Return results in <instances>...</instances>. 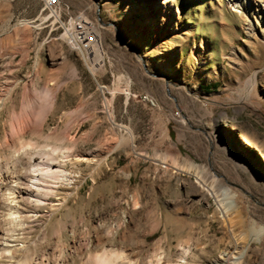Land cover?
Listing matches in <instances>:
<instances>
[{"label":"rangeland","instance_id":"374dc122","mask_svg":"<svg viewBox=\"0 0 264 264\" xmlns=\"http://www.w3.org/2000/svg\"><path fill=\"white\" fill-rule=\"evenodd\" d=\"M160 1L154 15V0H0V142L24 83L38 93L45 73L60 90L42 138L23 140L54 153L67 147L45 137L67 117L88 116L70 128L76 139L95 127L73 148L89 164L66 165L62 203L12 233L34 258L264 264V0ZM78 20L100 43L96 70L65 35ZM10 156L0 150V170L15 180L31 166Z\"/></svg>","mask_w":264,"mask_h":264},{"label":"bare ground","instance_id":"6f19581e","mask_svg":"<svg viewBox=\"0 0 264 264\" xmlns=\"http://www.w3.org/2000/svg\"><path fill=\"white\" fill-rule=\"evenodd\" d=\"M47 1L49 4L52 2V0ZM233 1L235 2L236 0ZM160 2V0H154L152 9L154 15L157 11L156 5ZM262 9H264V5L260 8V10ZM260 13L263 12L260 11ZM77 22H83L87 25L84 20H78ZM86 25H82L81 29L77 30L76 23H72L71 28L66 29L65 35L69 38L71 47L80 51V45H82L87 58L89 55L92 56L94 61L93 70H96L103 63L101 47L99 41L95 39L96 35H91L88 31L90 28H87ZM85 40L87 41L84 43ZM35 75L38 78L40 73L37 71ZM49 81L54 82L52 86L47 85ZM43 82L42 89L38 93L30 89V81L24 83L20 97L21 111L18 116L10 118L7 123L6 133L2 142H0V150H10L12 153V157H10L14 161H21V158L24 157L31 166L28 171L17 172L18 175L15 180L11 173L9 175L7 171L0 170V264H65L59 257L56 259H51V257L34 258L31 255L32 253L30 252V254L27 251L28 249L23 246L11 245L12 242L18 240L16 237L13 238L12 233L15 229H25L29 222L33 221V214L43 209H47V212L51 213L56 206L62 203L61 200L56 199L58 203L53 204L52 199L58 196L57 192L60 186L71 183L73 172L66 171V165L82 162L89 164L85 157L75 155L73 148L78 143V140H90L95 127L93 126L80 139L69 136L70 128L73 126L76 128L80 127L88 116L80 118L79 115L74 116L77 114L75 113L67 117L61 131H53L45 137L47 140L65 145L67 147L64 148L65 150H62V148L54 149L53 147L54 153H47L41 147L23 140L25 133H29L34 138H42L47 114L51 111L53 100L57 96L58 90H60L58 73H45ZM109 119L111 122L113 121L112 117ZM97 147L100 153L105 154L111 147V142L105 138L99 139ZM38 156H40V161L34 163V159ZM210 177L213 182L219 181L215 175H210ZM197 187L203 194L207 193L216 201H219L218 195L211 188H208L204 181H198ZM220 205L224 206V209L221 210L223 215L231 206L229 202L225 205L224 203ZM186 257L187 251L182 248L180 250V262L184 263ZM225 257H227V254H225ZM126 259L127 257L123 253L103 250L99 254L86 256L82 264H132ZM137 264L171 263L162 261L160 256L152 254L147 261Z\"/></svg>","mask_w":264,"mask_h":264},{"label":"built area","instance_id":"2783aa9c","mask_svg":"<svg viewBox=\"0 0 264 264\" xmlns=\"http://www.w3.org/2000/svg\"><path fill=\"white\" fill-rule=\"evenodd\" d=\"M53 1H54V0H52V2L49 4L47 0H44V3H45V4H44V7L46 8L47 6H50V5L53 3ZM82 25L84 26L85 23H83V22H80V23L77 22V23H76L77 30L81 29ZM86 41H87V40H85L84 43H85Z\"/></svg>","mask_w":264,"mask_h":264}]
</instances>
